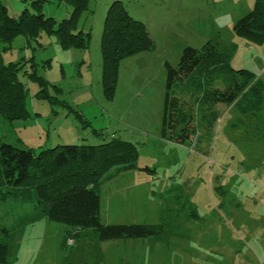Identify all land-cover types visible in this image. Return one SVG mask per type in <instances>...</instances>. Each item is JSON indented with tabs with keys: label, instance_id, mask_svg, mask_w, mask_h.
Listing matches in <instances>:
<instances>
[{
	"label": "rangeland",
	"instance_id": "374dc122",
	"mask_svg": "<svg viewBox=\"0 0 264 264\" xmlns=\"http://www.w3.org/2000/svg\"><path fill=\"white\" fill-rule=\"evenodd\" d=\"M2 1L14 17L28 8L62 20L73 10L64 0ZM113 1L89 0L78 18L77 30L90 33L87 48H64L56 35L41 32L30 45L19 34L3 51L5 62L33 57L25 68L45 81L41 94L48 97L37 96L38 81L19 74L28 88L27 113L15 118L0 112V141L36 152L58 144H132V153H138L132 159L135 167L114 164L103 176L101 222L164 223L165 233L100 240L93 230H82L73 245L64 246L73 237L65 225L43 218L19 227L29 206L0 200V238L12 246L9 261L264 264V87L261 109L254 113L241 112L235 103H218L209 138L202 134L198 140L203 133L199 129L193 140L178 142L162 132L165 62L177 65L185 46L201 48L217 41L234 69L250 70L264 86V41L234 32L235 23L252 11L256 0H121L146 25L155 47L120 61L114 97L108 99L101 36ZM214 85L223 87L220 80ZM175 93L198 117L202 104L195 95L180 85Z\"/></svg>",
	"mask_w": 264,
	"mask_h": 264
},
{
	"label": "trees",
	"instance_id": "16d2710c",
	"mask_svg": "<svg viewBox=\"0 0 264 264\" xmlns=\"http://www.w3.org/2000/svg\"><path fill=\"white\" fill-rule=\"evenodd\" d=\"M64 1L73 6L71 16L57 20L40 10L32 12L28 8L14 17L0 0V112L4 115L26 116L24 101L28 88L19 80V74H28L38 81L41 90L37 96L48 97L46 92L41 94L45 91L42 89L45 81L34 69L30 72L25 68V61L33 57L17 62L4 61L2 53L11 48L17 35H24L27 45L41 32H46L50 36L56 35L64 48L88 47L90 33L77 30V20L87 9L89 0ZM234 32L254 42L264 41V0H256L252 11L238 19ZM154 47L155 42L146 25L129 13L123 1H113L107 10L101 36L102 82L108 99L114 97L120 61ZM229 58V53L223 51L217 41L209 40L201 48L185 46L177 65L165 62L163 137L184 142L193 140L200 129L203 133L199 134L198 140L202 134L209 138L219 116L218 103H235L241 112L254 113L261 109L263 84L255 80L250 70L234 69ZM217 80L223 84L222 88L214 85ZM179 85L202 104L198 117L175 93ZM194 119L195 125L192 124ZM133 149L128 142L114 140L97 145L58 144L36 152L32 148L23 149L0 141V200L11 199L29 206L19 227L47 218L65 225L73 238L80 237L82 230H93L100 240L158 237L165 233L164 223L150 226L101 222L103 176L114 164L129 162L130 169L134 168L132 159L138 153H132ZM4 231L7 233L6 229ZM11 254V244L0 238V264H13L9 261Z\"/></svg>",
	"mask_w": 264,
	"mask_h": 264
},
{
	"label": "built area",
	"instance_id": "2783aa9c",
	"mask_svg": "<svg viewBox=\"0 0 264 264\" xmlns=\"http://www.w3.org/2000/svg\"><path fill=\"white\" fill-rule=\"evenodd\" d=\"M67 244L69 245H73L75 243V238L73 237H69L67 240H66Z\"/></svg>",
	"mask_w": 264,
	"mask_h": 264
}]
</instances>
